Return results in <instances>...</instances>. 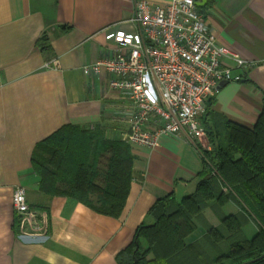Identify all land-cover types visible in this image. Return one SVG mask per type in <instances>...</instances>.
<instances>
[{"label": "crops", "instance_id": "crops-1", "mask_svg": "<svg viewBox=\"0 0 264 264\" xmlns=\"http://www.w3.org/2000/svg\"><path fill=\"white\" fill-rule=\"evenodd\" d=\"M135 1L0 0V264L130 261L128 247L137 228L151 221L148 213L154 203L172 193L181 200L207 178V134L197 145L186 134L163 135L154 148L128 142L134 113L128 91L111 89L106 70H86L112 54L115 28L135 30ZM149 1L165 5L172 0ZM198 7L220 45L258 62L246 72L231 57H223V65L243 79L219 87L208 102L211 113L206 119L210 123L217 115L254 127L264 110V0H209ZM42 37L49 40V52L41 50ZM55 58L58 67L45 66ZM66 124L100 128L106 138L129 144L133 178L118 217L40 191V178L32 168L35 146ZM19 185L26 188L30 206L45 218V235H21L13 206ZM241 211L233 200L221 207L210 205L187 242L203 240L208 225L221 226L220 214ZM258 226L252 219L243 230L251 238Z\"/></svg>", "mask_w": 264, "mask_h": 264}, {"label": "trees", "instance_id": "trees-1", "mask_svg": "<svg viewBox=\"0 0 264 264\" xmlns=\"http://www.w3.org/2000/svg\"><path fill=\"white\" fill-rule=\"evenodd\" d=\"M39 45L43 52L51 50L46 37ZM208 105L203 116L211 145L203 150L207 178L181 200L174 193L158 199L148 213L151 221L137 228L128 247L131 260L121 264H240L264 254V110L254 127H247L217 115L209 123ZM133 162L125 141L74 124L38 142L32 156L42 193L71 197L115 217L126 204ZM230 200L242 211L220 214L221 226L208 225L203 240L188 243L204 210ZM252 219L259 230L250 238L243 227ZM251 264H264V257Z\"/></svg>", "mask_w": 264, "mask_h": 264}, {"label": "built area", "instance_id": "built-area-1", "mask_svg": "<svg viewBox=\"0 0 264 264\" xmlns=\"http://www.w3.org/2000/svg\"><path fill=\"white\" fill-rule=\"evenodd\" d=\"M132 22V32L114 29L112 54L86 70H106L111 89L128 91L134 104L128 142L154 148L163 135L186 134L197 145L206 135L203 116L210 98L222 82L243 79L223 65V57H231L246 72L258 62L218 43L197 0L165 5L136 0ZM45 66L58 67V59ZM13 206L21 235H45V218L30 206L25 187L15 188Z\"/></svg>", "mask_w": 264, "mask_h": 264}, {"label": "water", "instance_id": "water-1", "mask_svg": "<svg viewBox=\"0 0 264 264\" xmlns=\"http://www.w3.org/2000/svg\"><path fill=\"white\" fill-rule=\"evenodd\" d=\"M208 1H209V0H201L200 2H197V4H198L199 6H201V7H204V6H206V4H207ZM227 83H228V82H222L221 85H220V87H221V86H225ZM137 248H138V245H137ZM263 257H264V254H263L262 256L258 257V258H255V259H252V260H248V261H245V262L240 263V264H251V263H254V262H256V261L262 259Z\"/></svg>", "mask_w": 264, "mask_h": 264}]
</instances>
